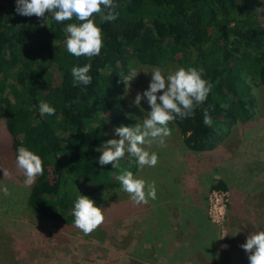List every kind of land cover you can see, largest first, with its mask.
Returning <instances> with one entry per match:
<instances>
[{
  "label": "trees",
  "instance_id": "1",
  "mask_svg": "<svg viewBox=\"0 0 264 264\" xmlns=\"http://www.w3.org/2000/svg\"><path fill=\"white\" fill-rule=\"evenodd\" d=\"M252 1L249 7L247 0H113L115 21L92 17L102 29L103 47L90 58L66 50L64 27L80 23L75 17L57 23L51 13L43 19L21 16L16 0H0V121L10 158L15 161L17 148L24 146L41 157L44 168L28 188L27 210L39 220L72 226L79 193L92 200L97 192L120 187L123 170L135 175L130 153L112 167L99 165L96 151L109 124L123 115L121 81L134 64L203 69L202 78L212 85L206 101L194 106L192 116L172 122L186 150L209 152L234 125L248 121L255 100L247 78L264 87V1ZM85 64H91V83L74 84L72 67ZM42 101L55 108L54 115L40 114ZM205 110L210 126L204 124ZM208 190L229 193L220 179ZM226 207V220L234 219L238 212L231 215L229 203ZM188 237V246L171 257L194 250V264H243V249H214L210 224Z\"/></svg>",
  "mask_w": 264,
  "mask_h": 264
},
{
  "label": "rangeland",
  "instance_id": "2",
  "mask_svg": "<svg viewBox=\"0 0 264 264\" xmlns=\"http://www.w3.org/2000/svg\"><path fill=\"white\" fill-rule=\"evenodd\" d=\"M252 2L247 0L249 7ZM177 67L175 62H167L159 68L167 73ZM151 68L140 64L130 68L129 72L135 69L139 74L128 86L124 84L123 115L109 124L100 145L119 139L113 135L116 127L135 126L150 111L146 100L142 99L139 107L132 102L137 93L147 89ZM247 83L255 100L248 121L234 125L213 150L204 153L186 150L170 123L171 135L163 146H144L157 154L156 166L141 169L136 162L134 176L155 183L156 199L137 205L122 186L97 192L92 200L105 219L88 235L73 225L62 227L39 220L27 210L29 186L10 158L0 121V170L11 173L5 177L0 171V187L6 186L9 192H0V264H194V250L186 253L184 249L183 256L177 258L171 255L180 246H188V236L194 230L209 224L215 228L214 249L239 252L249 233L264 231V87L253 86L249 78ZM217 179L227 184L228 195L214 197L208 190L209 183ZM66 191L73 200V186ZM228 203L231 215L238 212L229 221L228 206L222 207ZM243 256V264H248L245 252ZM197 264L213 262L198 260Z\"/></svg>",
  "mask_w": 264,
  "mask_h": 264
},
{
  "label": "clouds",
  "instance_id": "3",
  "mask_svg": "<svg viewBox=\"0 0 264 264\" xmlns=\"http://www.w3.org/2000/svg\"><path fill=\"white\" fill-rule=\"evenodd\" d=\"M103 6V7H102ZM113 0H16L15 11L21 16L43 19L46 13L52 14V19L57 23L71 21L75 17L80 23L65 25V45L69 54L74 57L99 56L103 47L102 29L97 26L94 14H100L101 23L113 22L117 19L114 13ZM91 64L73 66L71 75L74 84L87 86L91 83L89 72ZM151 80L143 93H137L133 106L139 107L141 100H146L150 111L143 114V118L135 126L121 125L113 130V135L119 139H108L96 149L100 153L99 165L111 164L116 167L125 153H130L136 158L138 166L155 167L158 156L149 152L144 147L152 143L163 146L165 138L171 135L170 123L177 117L188 118L194 114V106L203 104L211 91L212 85L202 78L203 69L193 67H177L165 73L159 67L150 69ZM139 72L131 70L123 77L127 86ZM158 93H160L158 95ZM41 115H54L55 108L47 102L39 104ZM212 119L207 110L204 112V124L210 126ZM104 135H107L105 133ZM15 164L24 177V184L31 186L36 177L43 174V161L41 157L24 146L16 150ZM5 177L11 173L7 169L0 170ZM123 191L129 194L130 199L137 205L148 203L149 199H156L155 183H148L144 179L136 178L131 171L123 170L117 177ZM0 192L9 195L6 186L0 187ZM72 215L73 226L85 235L91 234L104 222L101 208L94 206V201L89 197L78 194ZM240 247L247 254L248 264H264V231L251 232Z\"/></svg>",
  "mask_w": 264,
  "mask_h": 264
},
{
  "label": "built area",
  "instance_id": "4",
  "mask_svg": "<svg viewBox=\"0 0 264 264\" xmlns=\"http://www.w3.org/2000/svg\"><path fill=\"white\" fill-rule=\"evenodd\" d=\"M213 192V195H214V197H216V196H220V195H228V193H226V192H220V191H212ZM225 195V196H226ZM220 202V201H219ZM227 201L225 200V203H226ZM222 207H226V204H224ZM219 214H222V212L221 211H219Z\"/></svg>",
  "mask_w": 264,
  "mask_h": 264
}]
</instances>
